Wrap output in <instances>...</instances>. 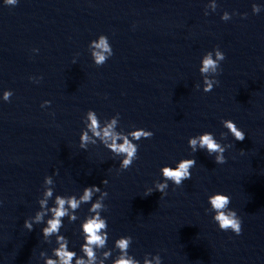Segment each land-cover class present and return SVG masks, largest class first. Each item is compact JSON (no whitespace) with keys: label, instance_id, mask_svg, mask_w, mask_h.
<instances>
[{"label":"clouds","instance_id":"obj_1","mask_svg":"<svg viewBox=\"0 0 264 264\" xmlns=\"http://www.w3.org/2000/svg\"><path fill=\"white\" fill-rule=\"evenodd\" d=\"M18 0H4V4L8 6L17 5ZM216 0H211L210 4L206 5V9L210 8L211 11L217 9ZM261 11V6L257 4L252 5L253 14H258ZM209 12L205 10V15ZM238 13H229L225 11L221 20L228 21L232 15ZM247 14H243L246 18ZM92 49L91 58L96 66H103L107 60L113 55L111 44L108 37L101 34L97 39L92 40L89 44ZM33 51H38L34 49ZM225 54L223 51L216 47L212 51L206 52L202 58L199 67V72L203 78V92H211L214 86H218L220 81L216 79L222 72L221 62L225 60ZM75 63V61H73ZM30 79H34L31 78ZM42 79V77H41ZM38 82V81H37ZM201 85L197 84L196 89L200 90ZM13 92L11 90H5L3 92V100L9 101ZM51 104V101H44L41 107H46ZM120 115L117 113L115 116L105 119L101 122L99 116L94 110H88L86 112L85 127L82 129L79 137L80 149L87 150L88 145L96 144L99 141L106 149L110 150L113 157H121L118 171L128 170L135 160L138 159L139 144L134 141H140L143 139H151L154 133L150 130L143 128H135L133 130L124 131L123 128H119ZM222 126L227 129V133H221V139H226L228 134L234 138L235 141H243L246 137L245 132L238 128L236 123L231 119H224L221 121ZM91 133V135L89 134ZM95 137L96 139H93ZM188 146L192 153H196L198 150H205L208 156H214L215 164H225L227 158L224 153L232 147L231 144H222L219 142L213 133L204 132L202 134L192 136L188 138ZM196 166V160L194 158H185L179 160L175 167L163 166L160 169L162 180L154 182V186L145 190V196L151 195L153 192H159L161 198L167 195V189L169 187V181L176 187H181L185 180H190L192 173L191 169ZM54 181L52 176H45L43 185L48 186L43 191V198L39 199L38 203L41 209L46 211H37L32 219H25L23 227L29 232L33 230V223H42L44 216L48 211L51 212V218L47 221V226L42 229L45 237H50L53 234H57L56 239L58 248L54 250L55 259L49 258L46 260V264H105L112 252L102 251V258L98 259L97 250H103L107 246L108 241V223L105 217H102L101 213L107 210V206L104 204V200L108 197L107 191H102L101 187L91 185L83 188V194L78 198L73 195H56L54 200V206L48 208V202L53 197ZM103 185L108 184V180L102 181ZM99 194L98 198L93 201V197ZM90 203L89 215L84 218L81 224V234L83 243L80 246L82 256L77 255L75 251L69 250L68 239L60 235V229L63 227V218L69 217L70 222H74L78 217L74 214L82 204ZM208 203L210 207L208 211L213 213L212 219L218 225L221 231L231 230L236 235H240L242 232V220L237 215V212L229 207L231 198L229 195L222 192H216L208 196ZM71 210V213L70 211ZM131 236H121L114 242V248L118 250L119 254L112 261V264H141V261L134 258L129 254V248L132 244ZM41 255H44L41 253ZM86 257V259H85ZM151 257V258H149ZM143 264H162V258L159 254L151 255L146 254L143 259Z\"/></svg>","mask_w":264,"mask_h":264}]
</instances>
